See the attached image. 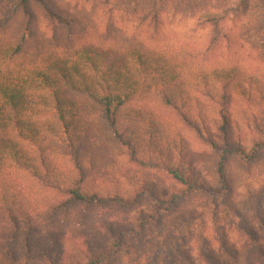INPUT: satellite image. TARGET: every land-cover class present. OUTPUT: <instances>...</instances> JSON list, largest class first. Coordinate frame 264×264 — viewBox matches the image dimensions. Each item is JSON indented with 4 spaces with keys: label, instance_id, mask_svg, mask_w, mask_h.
<instances>
[{
    "label": "rangeland",
    "instance_id": "1",
    "mask_svg": "<svg viewBox=\"0 0 264 264\" xmlns=\"http://www.w3.org/2000/svg\"><path fill=\"white\" fill-rule=\"evenodd\" d=\"M54 1L82 21L47 28L66 47L92 46L124 60L137 49L188 64L186 82L223 74L237 86L229 90L230 104L193 93L189 109L198 129L162 101L128 103L121 130L129 128L137 153L108 140L106 131L95 146L86 144L83 163L91 175L83 182L122 200L51 208L59 190L14 167L0 173V182L24 192L26 208L38 210L32 217L0 213V260L88 264L117 249L104 264H259L241 237L264 240L263 0ZM11 2L0 0V17L13 14ZM18 16L13 32L24 19ZM224 155L225 179L219 172ZM68 158L56 159L62 178L78 175Z\"/></svg>",
    "mask_w": 264,
    "mask_h": 264
},
{
    "label": "trees",
    "instance_id": "2",
    "mask_svg": "<svg viewBox=\"0 0 264 264\" xmlns=\"http://www.w3.org/2000/svg\"><path fill=\"white\" fill-rule=\"evenodd\" d=\"M11 4L13 14L0 17V173L14 167L59 190L62 197L51 208L123 199L119 194L94 191L82 179L91 175L83 163L85 145L95 146L100 131H106L108 140L131 146L137 153L129 128L121 130L130 115L128 103L136 99L162 101L174 106L184 121L198 129L197 118L189 109L195 91L225 104L232 100L229 90L237 85L229 75L202 74L186 82L182 72L188 64L172 59L134 49L131 59L124 60L104 57L92 46L66 47L64 40L50 37L47 28L82 24L76 14L54 0H12ZM19 13L24 19L18 22L20 30L13 32ZM215 146L224 149L218 143ZM234 150L244 153L242 148ZM231 151L227 153H234ZM58 156L69 157L76 177L74 173L62 178L57 173ZM177 170L173 171L175 177L186 182L185 174ZM225 170L224 155L219 164L223 179ZM23 195L16 186L0 182V213L15 218L37 214V209L25 207ZM247 235L249 239L241 237L243 244L257 256L259 264H264V240ZM116 257L117 249L105 250L88 264H104ZM0 264L8 263L0 260Z\"/></svg>",
    "mask_w": 264,
    "mask_h": 264
}]
</instances>
